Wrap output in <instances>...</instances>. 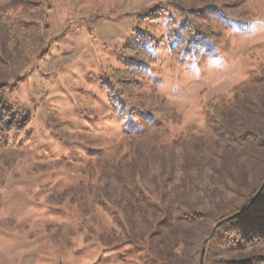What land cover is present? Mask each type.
I'll return each instance as SVG.
<instances>
[{
    "label": "rangeland",
    "instance_id": "1",
    "mask_svg": "<svg viewBox=\"0 0 264 264\" xmlns=\"http://www.w3.org/2000/svg\"><path fill=\"white\" fill-rule=\"evenodd\" d=\"M29 1L28 12L0 17V103L31 114L25 131L0 137V264H199L209 222L163 229L166 246L149 235L163 214L240 203L264 176V147L224 157L231 132L264 139V0ZM173 3L224 17L200 23L216 33L208 57L182 59L161 42L178 21ZM154 6L170 9L139 28L160 46L156 62L138 86H123L132 117L120 120L110 75L124 67L121 48L138 44L135 15ZM98 186L110 216L92 206ZM141 189L155 206L143 205ZM178 237L189 243L173 250ZM253 252L264 247L229 257Z\"/></svg>",
    "mask_w": 264,
    "mask_h": 264
},
{
    "label": "trees",
    "instance_id": "2",
    "mask_svg": "<svg viewBox=\"0 0 264 264\" xmlns=\"http://www.w3.org/2000/svg\"><path fill=\"white\" fill-rule=\"evenodd\" d=\"M36 5L37 3H33L29 0H0V17L5 16L2 12L9 10L16 11L15 9H17V7L20 8L22 13H26L29 11V7L32 8ZM169 10L170 9H167L164 6H154L153 10L148 11V13H146V9V11L143 10L135 15V31L138 44L121 48L120 57L124 62V67L122 70H115L119 77L110 75L108 97L110 99L111 111L112 114H118L117 116H119L120 120L132 117L131 111L126 114V105L122 99L124 98L123 86H125V88L136 87L138 86V80L149 76L151 67L156 62L155 54L160 47L148 34L147 30L141 31L139 28H143L146 22L155 21L157 23ZM171 10H174L177 14L178 21H168V25L170 26L168 35L161 41L167 45L166 49L182 59H187L189 57H196L197 59L208 57V45L214 40L216 33L213 28H207L204 30L200 23L207 21L213 25H219L224 17L218 13L217 7L209 6L202 9L185 8L179 4L173 3ZM175 23H177L176 31L173 27ZM154 42L155 45L151 48V44ZM7 85V83H0V94H2ZM149 120L152 119L149 118ZM30 121V113L20 115L17 111L5 107L0 103V137L11 133L25 131ZM246 144H252L253 146L262 148L264 147V139L250 131H244L242 133L231 132L226 139L224 157L227 159L235 157L244 149ZM102 178L103 176L100 180ZM263 181L264 176L261 178L260 183L253 187L240 203L229 204L218 214L210 211H197L192 208L180 212L175 217L169 215L164 216L163 214L161 218L154 222V225L155 227L157 226L158 230L155 233L152 232L149 236L160 235V242L166 246L167 237H164L166 235L163 234V229L168 230L170 233L174 232L180 234L185 225L195 227L209 222L204 236L206 237L210 234L212 226L215 223L235 215L219 225L211 238L207 241L204 250L203 263L264 264V253L253 252L249 256L243 258L229 257V255H233L235 252H242L249 249L255 250L264 247V189L255 202L245 209ZM97 192L99 194L92 200V206L97 207V209L110 216V202L108 201L103 188L98 186ZM139 195L145 207L156 205L155 203L150 202V195L145 189L139 190ZM56 226L58 227L59 225ZM177 239L178 240L174 241L175 244L172 247L173 250L178 248L179 245L184 246V244L187 245L189 243V240L185 237H178ZM123 244L129 246V248L126 249L129 253L135 251L137 254L141 255L147 263H157L155 259L148 255V249L146 250L147 246H138L137 242L132 239L121 240L120 246ZM149 248V251H151V246H149ZM160 249L166 250L161 246ZM200 252L201 248L197 249L195 254L198 259L200 258ZM167 254L172 257H181L177 255L178 253L176 252H169ZM181 255L183 256V254ZM112 256H116L115 258L121 262H124L125 260L120 253L117 255L115 253ZM108 257L104 260L109 261Z\"/></svg>",
    "mask_w": 264,
    "mask_h": 264
},
{
    "label": "water",
    "instance_id": "3",
    "mask_svg": "<svg viewBox=\"0 0 264 264\" xmlns=\"http://www.w3.org/2000/svg\"><path fill=\"white\" fill-rule=\"evenodd\" d=\"M264 189V181L263 183L261 184V186L259 187L258 191L256 192V194L253 196V198L250 200V202L247 204V206L245 207L248 208L251 204H253L255 202V200L257 199V197L260 195V193L262 192V190ZM244 209V210H245ZM233 216L235 215H232L231 217H228V218H225L223 219L222 221H219L217 223H215L213 226H212V229H211V232L208 236L205 237L204 241H203V244H202V247H201V252H200V260H199V264H203V257H204V250H205V246H206V243L207 241L211 238V236L213 235V233L215 232L216 228L221 225L223 222L231 219Z\"/></svg>",
    "mask_w": 264,
    "mask_h": 264
}]
</instances>
